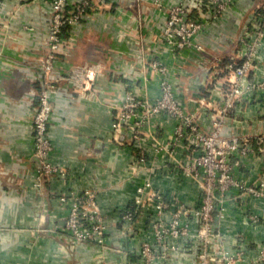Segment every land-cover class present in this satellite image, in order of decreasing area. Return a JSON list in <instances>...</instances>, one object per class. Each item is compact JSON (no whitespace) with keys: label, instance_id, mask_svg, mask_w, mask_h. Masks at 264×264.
I'll return each mask as SVG.
<instances>
[{"label":"crops","instance_id":"1","mask_svg":"<svg viewBox=\"0 0 264 264\" xmlns=\"http://www.w3.org/2000/svg\"><path fill=\"white\" fill-rule=\"evenodd\" d=\"M192 2L106 0L99 11L67 28L48 72L42 70V63L48 52L49 0H0V264H137L131 252L141 236L151 239L146 222L151 207L133 223L121 218L120 211L133 200L138 181L131 177L129 165L134 148L114 143L110 125L114 108L128 89L155 97L160 83L168 81L202 129L213 127L215 115L224 118L223 135L253 137L264 132V88L247 86L264 81V35L238 95L233 96L225 69L232 60L242 61L246 47L240 38L244 33L251 36L253 17L264 0H237L195 35L199 49H174L160 41L168 8ZM152 60L160 62L159 68L151 67ZM83 64L92 65L91 86L77 87L67 78L53 82L59 94L52 97L48 125L51 160L64 167L66 175L47 179L38 189L31 127L36 92L44 81L67 77ZM226 97L236 100L221 114L217 108ZM176 156L185 160L181 143ZM251 163L246 181L256 178L264 158ZM151 182L187 205L196 204L200 196L197 183L175 169L155 171ZM85 189L94 193L103 215L104 244L80 243L68 249L58 226L70 201L60 197ZM234 202L239 200L226 203L220 221L226 223L227 242L232 243L234 235L247 244L263 240L264 218L250 224ZM245 203L263 212L262 199L248 197ZM195 227L192 223V230ZM255 247H249L251 253ZM193 248L195 242L184 239L155 264H193Z\"/></svg>","mask_w":264,"mask_h":264},{"label":"built area","instance_id":"2","mask_svg":"<svg viewBox=\"0 0 264 264\" xmlns=\"http://www.w3.org/2000/svg\"><path fill=\"white\" fill-rule=\"evenodd\" d=\"M236 1L193 0L190 5L178 3L170 6L160 41L170 44L174 49H199L201 46L193 42L195 35ZM105 3L106 0H49L45 43L48 52L42 63L43 71L53 69V60L63 45L67 28L99 11ZM255 14L251 36L244 33L240 38L242 46L246 47L242 61L232 60L225 66L226 81L233 83V96L240 93L241 80L249 72L254 51L264 35V3ZM158 63L152 60L150 65L153 69L159 68ZM91 70V64L80 65L67 77L57 75L52 81H44L36 92L37 107L31 118V127L34 179L38 189L45 180L66 175V169L51 160L52 141L48 125L53 109L52 97L59 94V88L53 82L67 78L73 80L77 87H89L94 79ZM247 86L264 88V81ZM235 100L234 97H226L224 104L217 108L219 113L225 114ZM212 118L213 127L210 130L202 129L195 115L187 112L184 103L177 99L175 87L168 81L160 83V91L155 97L128 89L115 106L110 122L112 139L118 145L134 148L129 165L131 177L138 181L133 200L120 211L121 218L133 223L143 210L151 207V214L146 219L151 239L142 238L137 249L131 252L137 264H155L156 259L165 258L169 251L178 249L184 239L195 242L193 264H231L230 257H221L220 252L217 255L209 252L212 245L221 242H217L221 232H216L213 223H220L225 216L226 203L238 199L239 202L234 203L244 219L252 225L259 224L264 218V209L263 212L256 211L245 203L248 197L264 201V164L257 171L255 179L245 180V172L251 174L253 163L249 165L250 160L264 158V134L254 136V141L249 136H226L222 133L224 118H216L215 115ZM180 143L184 161L177 160L176 156V148ZM159 169L166 172L175 169L195 181L200 191L197 203L187 205L153 187L151 180ZM60 199L63 202L70 201L64 222L58 226L62 237L64 234L67 237L65 246L74 249L80 243L104 244L106 224L94 193L85 189L68 198L61 196ZM192 223L196 224L194 230L191 228ZM239 238H234L233 244L242 241ZM242 243L245 245L243 250L251 253L252 249L247 243ZM260 252L264 254L262 249Z\"/></svg>","mask_w":264,"mask_h":264},{"label":"rangeland","instance_id":"3","mask_svg":"<svg viewBox=\"0 0 264 264\" xmlns=\"http://www.w3.org/2000/svg\"><path fill=\"white\" fill-rule=\"evenodd\" d=\"M49 13H48V15H49ZM193 42L197 43L195 40V37L193 38ZM45 43H46V40H45ZM209 87H210V85H209ZM261 134H264V132H262ZM225 224L226 223H213V226L216 229V232L217 231L221 232L220 235L217 237V242H219L220 240H221V242H219V245H212L211 248L209 249V252L210 253L212 252L214 255H217L218 252H220L219 256L230 257L229 261H231L230 262L231 264H264V254H261V252H260L261 249H262V251H264V238H263V240L258 241V243L247 244L249 247L252 245H253V247H255V246H259V247L253 253L246 252L243 250V248H245V245L242 243V241H237L234 244H233V241H232V243H229V242L225 243V238H227L226 234L223 231ZM144 230H146V228ZM224 230H225V228H224ZM60 235L62 236V234H60ZM64 237L62 238L63 240L61 239V241L67 240V237L65 236V234H64ZM223 237H224V240H223ZM239 237L240 236H238V235H234L233 238H239ZM141 238H145V237L141 236ZM222 240H223V244H222ZM223 246L225 247V249H223Z\"/></svg>","mask_w":264,"mask_h":264},{"label":"trees","instance_id":"4","mask_svg":"<svg viewBox=\"0 0 264 264\" xmlns=\"http://www.w3.org/2000/svg\"><path fill=\"white\" fill-rule=\"evenodd\" d=\"M261 7V6H260ZM260 7L258 9H256V13H258L260 11ZM251 141H254L255 140V137H250Z\"/></svg>","mask_w":264,"mask_h":264}]
</instances>
